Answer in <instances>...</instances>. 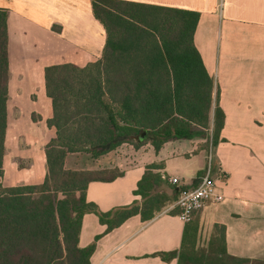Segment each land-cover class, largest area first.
Masks as SVG:
<instances>
[{"label":"trees","instance_id":"obj_1","mask_svg":"<svg viewBox=\"0 0 264 264\" xmlns=\"http://www.w3.org/2000/svg\"><path fill=\"white\" fill-rule=\"evenodd\" d=\"M91 3L107 33L102 58L85 66L45 68L53 108L47 124L55 136L46 146L47 175L40 185L3 184L11 74L9 14L0 9V264H91L101 235L87 247L79 245L86 214L97 215L108 233L136 215L152 220L170 201L156 192L163 165L153 164L134 191L141 203L102 212L87 201L89 184L113 182L124 173L118 168L68 169L70 155L97 160L124 143H150L158 152L168 141L200 138L211 130L214 147L224 128L219 89L194 42L198 12L121 0ZM142 130L148 139L138 143L132 136ZM192 221L181 249L159 254L164 260L264 264L230 255L224 225H215L206 247L199 246L198 225Z\"/></svg>","mask_w":264,"mask_h":264},{"label":"crops","instance_id":"obj_2","mask_svg":"<svg viewBox=\"0 0 264 264\" xmlns=\"http://www.w3.org/2000/svg\"><path fill=\"white\" fill-rule=\"evenodd\" d=\"M121 1L200 14L194 42L219 89L225 124L212 152L206 139L194 138L168 141L158 152L150 143L140 147L124 143L104 156L101 167L118 168L124 175L113 182L89 184L87 201L100 211L141 203L134 191L153 164L163 165L159 170L163 182L156 192L170 201L152 220L136 215L108 233L99 217L88 213L79 245L87 247L101 235L91 264H177V259L166 261L159 254L181 249L188 225L178 216V197L197 187L212 153L213 176L224 200L208 203L195 214L198 241L205 243L215 225H224L230 255L264 260V0ZM0 9L9 14L10 59L17 52L21 59H40L46 68L66 63L85 66L103 56L107 33L94 16L91 0H0ZM24 73L20 69L19 74ZM11 82L10 76L9 93ZM48 99L52 113L45 115L47 122L53 117ZM48 129L42 175L37 182L22 185H40L46 178L45 150L55 136V129ZM11 148L25 147L14 136ZM5 163L6 154L4 170ZM174 177L179 184L169 182Z\"/></svg>","mask_w":264,"mask_h":264},{"label":"rangeland","instance_id":"obj_3","mask_svg":"<svg viewBox=\"0 0 264 264\" xmlns=\"http://www.w3.org/2000/svg\"><path fill=\"white\" fill-rule=\"evenodd\" d=\"M39 55L42 56V53ZM10 66L12 82L7 102L8 130L3 184L17 186L35 183L42 175L45 159L43 144L49 132L45 115L52 112L48 111L51 104L45 91V67H42L45 66L44 62H40V59H21L17 52H13ZM20 69L25 73L19 74ZM203 135L200 138L206 139L205 146L213 147L212 130L204 132ZM14 136L24 145V149L12 150ZM101 159L103 157L93 160L86 154H72L67 158L66 166L73 170L104 169L101 167ZM20 164H24L22 170L18 169ZM208 242L209 240L205 243L198 241L202 247H206Z\"/></svg>","mask_w":264,"mask_h":264},{"label":"built area","instance_id":"obj_4","mask_svg":"<svg viewBox=\"0 0 264 264\" xmlns=\"http://www.w3.org/2000/svg\"><path fill=\"white\" fill-rule=\"evenodd\" d=\"M210 151H213V147H210ZM211 154H209V165L200 177L197 187L183 191L178 197L176 204L180 211L178 216L185 223L191 222L195 214L203 210L208 203H220L224 200V195L218 191L217 182L213 176ZM169 182L177 185L180 179L174 177Z\"/></svg>","mask_w":264,"mask_h":264},{"label":"water","instance_id":"obj_5","mask_svg":"<svg viewBox=\"0 0 264 264\" xmlns=\"http://www.w3.org/2000/svg\"><path fill=\"white\" fill-rule=\"evenodd\" d=\"M132 139L138 143H143L146 139H148V131L142 130L138 135L132 136Z\"/></svg>","mask_w":264,"mask_h":264}]
</instances>
